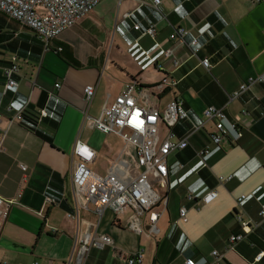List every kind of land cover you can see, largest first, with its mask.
<instances>
[{"label":"crops","instance_id":"1","mask_svg":"<svg viewBox=\"0 0 264 264\" xmlns=\"http://www.w3.org/2000/svg\"><path fill=\"white\" fill-rule=\"evenodd\" d=\"M150 26L154 38L144 35ZM177 28L187 31L186 43L197 40L198 59L177 45ZM168 49H174L176 68L163 59ZM13 56L17 86L4 91ZM199 59H208L211 69ZM262 73L264 3L253 0H161L157 9L140 0H102L47 49L31 30L0 11V197L15 202L0 233V264H76L73 245L87 225L113 244L90 248L83 264H126L138 251L142 264H184L186 259L264 264V256L255 260L264 253L259 217L264 210V84L229 102L241 84ZM164 79V91L156 94L154 87ZM132 82L139 88V106H144L140 95L148 92L159 111L179 98L188 115L173 128L178 138H188V146L168 157L166 186L151 180L167 199L156 234L147 233L146 219L140 235L125 229L130 210L119 215L106 210L99 218L92 210L76 214L72 201L74 144L94 151L89 168L101 177L124 147L113 135L84 129V111L96 118ZM87 85L96 86L88 107ZM210 106L222 109L237 126L235 143L211 142L213 124L203 120ZM20 111L22 120L9 125ZM201 124L203 129L193 132ZM160 131L163 136L165 128ZM219 177L232 180L220 184ZM212 190L217 198L203 205L199 198ZM241 196L245 199L238 203ZM181 208L187 210L185 219L179 217ZM236 214L257 227L228 250V239L243 234ZM213 251L222 255L218 262Z\"/></svg>","mask_w":264,"mask_h":264},{"label":"built area","instance_id":"2","mask_svg":"<svg viewBox=\"0 0 264 264\" xmlns=\"http://www.w3.org/2000/svg\"><path fill=\"white\" fill-rule=\"evenodd\" d=\"M101 1L0 0V11L31 30L47 49L52 40L90 13ZM253 1L264 3V0ZM160 2L161 0H140L141 5H150L154 9H157ZM134 30H139V27L135 26ZM155 34L156 31L152 26L144 30V35L150 38H154ZM187 34V31L182 28L175 30L174 36L177 37V45L187 47L191 55L198 59L197 40L186 43L185 37ZM163 59L165 62L171 63L173 68L179 65L174 49L165 51ZM15 61L16 58L13 56L11 66L5 70L4 91L9 87L17 86L12 79L18 71ZM199 62L207 71L212 67L208 59H199ZM158 70H163V64L160 67L158 66ZM167 82L168 80L164 79L163 82L154 87L156 94L164 91ZM255 84H264V73L249 78L247 82L241 84L239 89L229 96V102L236 100ZM55 87L59 88V84H56ZM138 89L135 82L127 83L112 103H106L103 106L96 118L88 116L87 112L84 111V129L98 130L105 135H113L124 143V147L115 158L108 172L101 177L89 168V164L94 160V151L88 146L76 142L72 149L71 193L76 214L80 210H92L100 218L106 210L115 215L130 210L132 214L124 226L125 229L140 235L143 233L144 220L146 219L147 233L156 234V223L166 208L167 199L154 190L152 181L162 187L166 186L168 157L188 146V138L180 139L173 131L174 126L179 121L187 119L188 115L183 107V102L179 98H174L163 111H159L151 103L150 98L152 95L148 92L140 95L143 98L144 106H139ZM95 91V85L84 87L83 96L86 107L91 103ZM40 116L44 117L46 113L41 112ZM20 120H22V111L16 113L9 120V125ZM203 120L204 124H213L210 140L216 146L223 141L235 143L240 138V131L237 126L228 120L222 109L214 106L207 107L203 111ZM204 124L194 127L193 132L202 130ZM161 126L165 128L163 136L160 131ZM19 168L23 172L26 171L24 165L19 164ZM133 168L135 169L134 173H132ZM231 180L232 177L218 178L220 184ZM217 195L214 190L208 191L199 200L203 205H208L217 198ZM194 199L198 198L188 196V200ZM244 199L245 196H241L237 199V202L240 203ZM13 204H15L14 201L0 197V233ZM186 214L187 210L185 208L179 210L180 219H185ZM259 217L264 220V210L259 212ZM235 218L240 223L243 234L231 236L228 239V250H234L235 244L242 241L245 234L250 233L253 228L257 227L249 221H243L238 214ZM112 244L113 242L108 236L93 233L90 226L87 225L84 233L73 245L72 255L75 263L83 264L90 248L103 249L105 246H112ZM262 256H264V253L258 254L255 260L259 261ZM212 257L218 262L221 260L222 255L213 251ZM142 260V252L138 251L126 258V264H142ZM184 264L207 263L203 259L199 261L186 259Z\"/></svg>","mask_w":264,"mask_h":264},{"label":"snow or ice","instance_id":"3","mask_svg":"<svg viewBox=\"0 0 264 264\" xmlns=\"http://www.w3.org/2000/svg\"><path fill=\"white\" fill-rule=\"evenodd\" d=\"M84 151H86V149H84Z\"/></svg>","mask_w":264,"mask_h":264},{"label":"rangeland","instance_id":"4","mask_svg":"<svg viewBox=\"0 0 264 264\" xmlns=\"http://www.w3.org/2000/svg\"><path fill=\"white\" fill-rule=\"evenodd\" d=\"M155 189V188H154ZM115 215V214H114Z\"/></svg>","mask_w":264,"mask_h":264}]
</instances>
